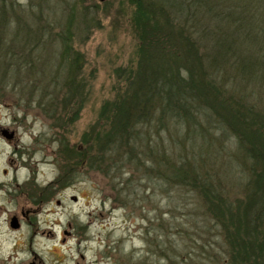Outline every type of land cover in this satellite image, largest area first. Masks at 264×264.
I'll return each instance as SVG.
<instances>
[{
    "label": "rangeland",
    "instance_id": "1",
    "mask_svg": "<svg viewBox=\"0 0 264 264\" xmlns=\"http://www.w3.org/2000/svg\"><path fill=\"white\" fill-rule=\"evenodd\" d=\"M133 13V0H0V264H264V150L248 130L262 126L264 82H227L248 128L215 109L211 122L161 125L160 139L149 127L145 165L125 153L91 167L76 153L97 155L84 132L119 89L116 70L135 62ZM65 37L81 54L79 87L65 83ZM183 163L208 196L169 178Z\"/></svg>",
    "mask_w": 264,
    "mask_h": 264
},
{
    "label": "trees",
    "instance_id": "2",
    "mask_svg": "<svg viewBox=\"0 0 264 264\" xmlns=\"http://www.w3.org/2000/svg\"><path fill=\"white\" fill-rule=\"evenodd\" d=\"M223 1L224 6L214 10L204 0L171 1L169 7L161 0H133L135 62L116 70L119 89L102 103L97 121L84 132L85 144L89 134L97 141V155L92 158L88 149L75 150L91 167L100 166L104 160L108 168L118 167L125 153L135 155L137 162L145 165L140 154L147 151L152 155V150H157L156 141L154 147L150 145L151 126L160 139L161 125L168 130L173 122L180 131L183 122L188 125L202 118L211 122L217 111L222 125L244 122L248 128L256 121L249 115L251 110L243 113L237 109L242 105L233 96L237 87L228 88L227 82H264V0ZM62 45L61 56L67 66L65 83L79 87L81 54L74 51L68 37L62 38ZM258 123L262 126L248 130L254 146L264 150V137L257 140L264 136V118ZM187 166L189 163L171 167L169 178L203 188L208 196L209 184H198L197 180L204 177ZM246 221L253 225L249 218ZM253 242L246 243L247 250L240 252L247 254Z\"/></svg>",
    "mask_w": 264,
    "mask_h": 264
},
{
    "label": "water",
    "instance_id": "3",
    "mask_svg": "<svg viewBox=\"0 0 264 264\" xmlns=\"http://www.w3.org/2000/svg\"><path fill=\"white\" fill-rule=\"evenodd\" d=\"M3 135L9 139L13 136V132H7L6 130H4ZM10 226L13 228H17L19 226V222L15 216L11 217Z\"/></svg>",
    "mask_w": 264,
    "mask_h": 264
}]
</instances>
